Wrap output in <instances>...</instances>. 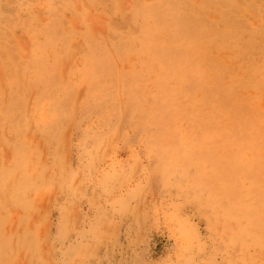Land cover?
Here are the masks:
<instances>
[{
	"label": "rangeland",
	"instance_id": "obj_1",
	"mask_svg": "<svg viewBox=\"0 0 264 264\" xmlns=\"http://www.w3.org/2000/svg\"><path fill=\"white\" fill-rule=\"evenodd\" d=\"M0 264H264V0H0Z\"/></svg>",
	"mask_w": 264,
	"mask_h": 264
}]
</instances>
